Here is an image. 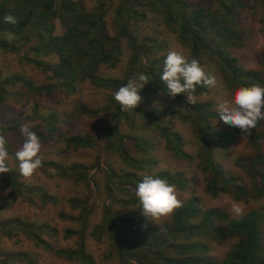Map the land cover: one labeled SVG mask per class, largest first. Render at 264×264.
Wrapping results in <instances>:
<instances>
[{"label":"rangeland","instance_id":"1","mask_svg":"<svg viewBox=\"0 0 264 264\" xmlns=\"http://www.w3.org/2000/svg\"><path fill=\"white\" fill-rule=\"evenodd\" d=\"M80 1L82 5L76 7L83 11L95 10L101 2ZM242 2L244 7L232 11L234 19L220 22L224 9L216 0H106L101 33L119 37V60L115 65H101L97 71L100 76L121 79L137 54L140 73L160 76L169 50L180 51L191 60L188 44L165 25L160 11L161 5H168L185 21L193 22V16L204 21L213 17L202 32L210 46L222 42L226 33H219L229 27L233 44L224 45L225 50L237 58L238 67L264 78V1ZM119 5L124 6L128 22L125 35L120 33L122 24L114 19ZM200 7L209 12L194 15ZM64 30L56 18L55 33L61 35ZM16 45L18 53L0 51V93L4 95L0 101V133L8 140V163L12 168L0 174V264H82L58 252L78 248L92 255L97 264H164L174 257H194L200 264H227L230 248L236 242L229 229L236 219L230 211L233 203L243 208V215L258 213L264 256V120L242 138L238 128L219 119L217 104L229 99L234 89L215 58L203 53L197 59L217 82L215 87L196 90L197 103H208L202 110L206 117L198 127L208 124L214 132L232 133V140L217 139L206 146L220 173L246 189L243 198H236L240 195L234 191L213 194L208 190L209 174L200 168L197 158L199 152L203 153V144L198 139L195 119L189 120L188 108L178 101L179 95L173 99L161 89L150 90L146 84L140 91V105L120 116L113 98L118 88L95 86L84 80L67 89L55 75L60 64L58 55H41L34 62L28 57L31 53H24V44ZM154 102H158L159 111L153 107ZM21 125L35 131L42 145V167L28 179L19 174L14 156L23 143ZM166 132L177 133L178 145L192 158L177 157L163 137ZM77 136L86 138L89 144L76 146L72 140ZM112 140L114 143L108 147ZM117 145L126 157L119 155ZM109 170L113 172L111 178ZM145 173L162 174L157 177L164 179L170 174L184 182L181 186L171 184L176 186L182 204L197 198L200 211L193 222L203 226L202 234L188 238L179 234L164 246L145 244L161 241L166 235L157 239L151 236L173 216L157 221L159 227L141 215L135 188ZM124 219L142 227L129 230ZM123 235L132 240H121ZM190 242L203 244L205 249L193 255H175V244Z\"/></svg>","mask_w":264,"mask_h":264},{"label":"trees","instance_id":"2","mask_svg":"<svg viewBox=\"0 0 264 264\" xmlns=\"http://www.w3.org/2000/svg\"><path fill=\"white\" fill-rule=\"evenodd\" d=\"M99 6L92 11H83L76 6H81L82 1L73 0H0V51H8L18 53V47L16 43H22L27 47L24 53L29 54L28 57L32 61H36V57L41 55H47L48 53H55L60 58L59 69L55 73L61 79V85L67 89L75 88L77 82L89 81L95 86L113 87L119 88L125 84L129 79L137 76L141 71L138 58L139 55H135L130 60L128 69L126 70L123 78L100 76L98 68L101 65H115L119 60V37L109 36L102 34L101 31L104 25L103 15H105L106 0H100ZM220 8L224 10L219 18L220 22H225L228 19H234L235 13L232 11L235 8L244 7L242 0H216ZM264 1V0H262ZM163 8L160 12L163 14L165 25H167L173 32L177 33L178 38L188 44L191 52V59H198L203 53L210 57H213L220 64L221 70L224 73L225 80L230 83V86L235 90L240 86H247L252 84H263L264 78L260 77L255 71L245 70L236 65L237 58L230 56L229 52L225 50L224 45L233 44L231 41L232 34L229 27L222 28L219 33L220 36L226 33L222 42L216 45H209L203 35V30L207 28L214 21L213 17L204 21L203 18H197L193 16V22L185 21L184 17L178 13L172 12L168 5H161ZM124 6H118L115 11V22L120 25V33L127 34V18L124 13ZM203 12H209L206 8L200 7L195 10V14H202ZM216 14L217 10L214 11ZM197 13V14H196ZM11 14L17 20L16 25L8 24L3 21L5 15ZM177 14V15H176ZM264 15V14H263ZM59 18L65 28L61 35L55 33V19ZM13 34L12 43H8V34ZM134 43V42H133ZM29 52V53H28ZM261 63L264 65V56L261 57ZM149 78L147 87L150 90L157 91L161 89L167 92L166 86L159 74L152 77L147 72H143ZM125 78H127L125 80ZM13 80H7L12 82ZM27 84L30 91L33 88ZM206 87H197V91L207 90ZM4 95L0 93V101L3 100ZM178 101L185 104L188 108L189 120L195 119L197 126L196 132L199 141L203 144V153H198V165L200 168L209 174V181L207 182V188L213 194L219 192L234 191V194L240 196L236 198H243L247 195L246 189L240 185L233 184L232 179L223 176L220 173L218 167L215 166L213 158L210 157V151L206 146L209 142L218 140L229 141L233 139V135L227 131L214 132L209 128L199 126L198 123L204 120L206 115L202 113V110L206 108L208 103H197L196 105H187L183 95L178 96ZM93 111H89L92 113ZM176 112H179L176 110ZM120 116L127 115L126 112L120 110L118 106L117 114ZM212 115V113H210ZM117 125V124H115ZM118 132V131H116ZM167 145L173 150L174 154L179 158H192L187 155L178 145L180 138L177 133L166 132L163 135ZM119 138H124L120 136ZM76 146H87L89 143L86 138L81 136L73 139ZM114 141H108V147L113 144ZM117 151L120 156L126 157L124 149L117 145ZM109 172V178H111L113 172ZM166 174V173H165ZM162 175V174H157ZM157 175H153L157 177ZM132 177L133 174H130ZM165 179L169 183H175L176 186L184 184L173 175H166ZM139 180V179H138ZM140 181V180H139ZM218 182H220L218 184ZM131 202V200H130ZM197 198L191 197L189 201L183 203V206L177 208L173 212L171 221L162 225L161 231L151 236L152 238H159L162 235H166L161 241L149 244L150 247L164 246L166 243H171L176 235L181 234L183 237H191L202 234V225L194 224L193 220L197 213L200 211V207L196 206ZM211 214V213H210ZM206 215V213H205ZM126 228L136 231L142 226L135 223L133 220L124 219L123 221ZM230 234L235 237L236 242L231 246L228 255L227 264H264V256L262 253V244L260 236V217L258 213L252 211L243 215L242 218L232 220L229 225ZM127 232V230L125 231ZM132 238V237H131ZM134 238V237H133ZM171 238L172 240H170ZM121 240L131 241L129 236L123 235ZM46 242V241H45ZM143 244H141L142 247ZM128 247H133L128 245ZM205 249L203 244L198 242L179 243L173 247V252L177 256L193 255L196 252L203 251ZM59 254L67 255L70 258H74L82 264H97L92 255L86 253L83 248H78L75 251L69 249L59 250ZM56 252V253H58ZM164 264H200L197 258L182 257L178 259L167 258ZM126 264V263H122ZM203 264V263H201ZM207 264V263H206Z\"/></svg>","mask_w":264,"mask_h":264},{"label":"clouds","instance_id":"3","mask_svg":"<svg viewBox=\"0 0 264 264\" xmlns=\"http://www.w3.org/2000/svg\"><path fill=\"white\" fill-rule=\"evenodd\" d=\"M3 21L12 25L17 23L16 18L11 14L5 15ZM7 40L8 43H12V33L8 34ZM160 79L165 84L170 98L174 99L177 95L183 94L189 105H196L198 102L199 98L195 95L198 86L211 88L217 83L215 76L206 73L198 60L194 58L189 60L177 50L167 52ZM148 82V76L140 73L113 93V98L122 112L135 110L140 105L142 102L140 91ZM153 107L159 111L158 102H154ZM215 111L223 123L238 128L242 138L250 135L257 123L264 120V86L257 83L237 87L230 93L229 99L217 104ZM19 133L23 143L15 151L14 156L18 162L19 174L28 179L42 167V157L39 155L42 145L37 133L28 125H21ZM7 143L6 136L0 133V174L12 171L8 163ZM135 197L138 199L141 215L157 225H159L157 221L169 217L177 208L183 206L174 184L169 183L167 179L147 173L143 174L142 179L137 183ZM230 211L238 219L243 217L244 210L237 203L231 205Z\"/></svg>","mask_w":264,"mask_h":264}]
</instances>
